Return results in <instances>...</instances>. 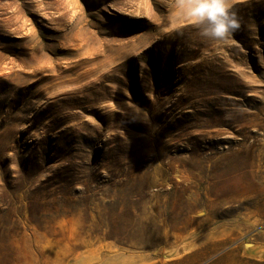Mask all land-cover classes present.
<instances>
[{
  "label": "rangeland",
  "instance_id": "obj_1",
  "mask_svg": "<svg viewBox=\"0 0 264 264\" xmlns=\"http://www.w3.org/2000/svg\"><path fill=\"white\" fill-rule=\"evenodd\" d=\"M179 2L0 0V264H264V0Z\"/></svg>",
  "mask_w": 264,
  "mask_h": 264
},
{
  "label": "clouds",
  "instance_id": "obj_2",
  "mask_svg": "<svg viewBox=\"0 0 264 264\" xmlns=\"http://www.w3.org/2000/svg\"><path fill=\"white\" fill-rule=\"evenodd\" d=\"M178 19L196 27L209 40L226 42L239 28L229 0H180Z\"/></svg>",
  "mask_w": 264,
  "mask_h": 264
}]
</instances>
